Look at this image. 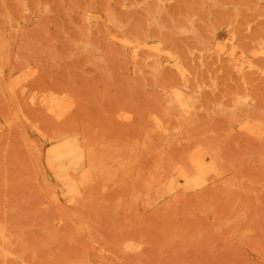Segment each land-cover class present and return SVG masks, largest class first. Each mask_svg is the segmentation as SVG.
<instances>
[{"label": "rangeland", "instance_id": "obj_1", "mask_svg": "<svg viewBox=\"0 0 264 264\" xmlns=\"http://www.w3.org/2000/svg\"><path fill=\"white\" fill-rule=\"evenodd\" d=\"M0 264H264V0H0Z\"/></svg>", "mask_w": 264, "mask_h": 264}]
</instances>
